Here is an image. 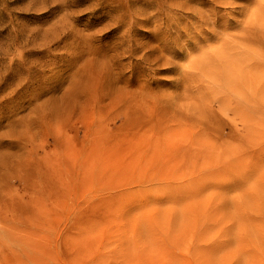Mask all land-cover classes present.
Instances as JSON below:
<instances>
[{"label": "rangeland", "instance_id": "1", "mask_svg": "<svg viewBox=\"0 0 264 264\" xmlns=\"http://www.w3.org/2000/svg\"><path fill=\"white\" fill-rule=\"evenodd\" d=\"M263 12L0 0V264H264Z\"/></svg>", "mask_w": 264, "mask_h": 264}, {"label": "bare ground", "instance_id": "2", "mask_svg": "<svg viewBox=\"0 0 264 264\" xmlns=\"http://www.w3.org/2000/svg\"><path fill=\"white\" fill-rule=\"evenodd\" d=\"M259 10V9H258ZM257 13V12H256ZM264 13V12H263ZM262 13V14H263ZM260 21H262V16H261V14H260V12H259V15H258V13H257V15H253V17H251V18H249L248 20H247V23H248V26H251L250 28H255V25L258 23V22H260ZM264 21V20H263ZM225 43V42H224ZM240 45V44H239ZM225 47H228V45H224ZM231 46V45H230ZM241 46V45H240ZM222 47V46H221ZM220 49V48H219ZM207 56V55H206ZM210 56V55H209ZM220 56H221V54H220ZM239 58L240 57H242V56H238ZM209 58V57H208ZM217 58H220V57H217ZM224 58V57H223ZM221 59V58H220ZM238 59V58H237ZM234 60H236V58L234 59ZM241 60V59H240ZM201 61V60H200ZM208 61H209V59H208ZM215 61H217V59L215 58ZM214 61V62H215ZM249 61H251V60H248V62ZM202 62V61H201ZM221 62V61H220ZM208 63V62H207ZM200 64V63H199ZM222 64H224V62H222ZM205 65H206V63H205ZM218 65V64H217ZM202 66V65H201ZM225 67V64L224 65H222V67ZM202 68V67H201ZM202 71V70H201ZM210 71H211V69H210ZM219 72V71H218ZM223 73V72H222ZM225 73V72H224ZM209 75V74H208ZM222 75V74H221ZM220 75V76H221ZM230 77H226V78H224L226 81H225V83H226V85H227V87H230L232 84H234L235 85V90H236V92L235 93H241L242 92V90H243V87H242V82L244 83V81H242V75L241 74H239L238 76L237 75H235L234 73H232V71H230L229 72V74H228ZM231 75L233 76V78H231ZM212 78V77H211ZM223 79V80H224ZM222 85V84H221ZM242 89V90H241ZM245 94V93H244Z\"/></svg>", "mask_w": 264, "mask_h": 264}]
</instances>
